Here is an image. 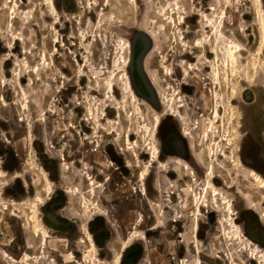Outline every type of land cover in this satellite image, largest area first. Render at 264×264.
I'll use <instances>...</instances> for the list:
<instances>
[{
	"label": "rangeland",
	"instance_id": "374dc122",
	"mask_svg": "<svg viewBox=\"0 0 264 264\" xmlns=\"http://www.w3.org/2000/svg\"><path fill=\"white\" fill-rule=\"evenodd\" d=\"M7 2L0 0V250L22 257V264H50V260L59 262L48 248L55 242L66 246L62 250L74 253L79 261L81 246H86L80 245L85 238L81 228L86 225L98 255L109 264L119 254L120 264H183L184 260L187 264H264V259L255 260L252 255L264 253V192L248 175L217 158L218 185L233 200V218L244 237L243 241L234 237L223 206L217 211L209 206L198 216V249L195 198L192 193H181L190 184L189 178L177 181L158 165L157 193L152 188L155 170L150 169L147 200L142 196L144 185L137 167L141 166L140 172L146 169L151 137L140 127L146 123L155 128L158 122L160 149L176 157L178 147V157L187 160L201 178L203 170L189 156L180 133H191L203 162L209 163L207 128L213 124L210 135L216 133L224 143L221 150H226L225 142L232 137L230 102L235 99L237 112L243 115L245 164L264 177V77L261 88L244 92L238 87L233 97L224 77L214 78L212 84L201 63H196L201 71L186 65H195L187 54L202 50L195 40L217 43L215 28L222 20L225 28L221 32L256 54L261 31L252 0H182L181 11L171 0H154L147 11L141 0L139 8L128 0H58L57 13L45 0H12V6L18 4L16 12V7L10 12L5 8ZM183 11L190 16L185 25L180 22ZM16 37L21 42L16 43ZM117 37L129 41L133 51L137 43L142 56L136 62L138 69L147 53L142 70L150 87L154 84L158 89L153 105L134 90L133 62L128 60L126 65L120 58L126 43ZM139 74L140 90L136 89L143 93L144 76ZM255 76L246 88L254 85ZM110 81H114L115 93L109 89ZM128 86L137 101L127 92ZM172 101L176 108L185 106L181 110L185 119L167 116ZM213 110L221 111L219 118ZM202 115L209 123L201 122L200 128L205 123L206 129L193 130V121ZM127 137L139 144V159L128 150ZM168 143L172 153L166 151ZM166 159L162 156L161 163ZM89 177L102 185L94 196L89 195ZM47 181L53 182L49 197ZM170 181L175 188L167 185ZM76 189L79 193L74 195ZM39 196L44 199L41 217L50 235L45 248L29 222ZM84 198L109 217L85 220L82 206L91 205H85ZM156 204L163 207L162 215ZM135 232L145 234L146 240H134L122 252L123 242ZM42 254L47 259L39 263L23 262L24 255L37 259ZM6 263L0 255V264Z\"/></svg>",
	"mask_w": 264,
	"mask_h": 264
},
{
	"label": "flooded vegetation",
	"instance_id": "af4514ba",
	"mask_svg": "<svg viewBox=\"0 0 264 264\" xmlns=\"http://www.w3.org/2000/svg\"><path fill=\"white\" fill-rule=\"evenodd\" d=\"M9 1L10 2H7V4L5 5V8L6 9H9V12H10L12 9H14V7H16V9H14V12H16V10H18V4L16 3V4H14L12 6V0H9ZM57 1L58 0H55V9H54L56 11V13L58 12L57 11ZM128 1L135 8H139L140 3L138 2V0H128ZM153 1L154 0H141V2H143L142 3V6H144V10L145 11L148 10L150 3L153 2ZM181 14L183 15V18H185V21L183 23L185 25V24H187V19H189L190 16L186 13V11L181 12ZM223 28H225V25L222 26V29ZM199 31L202 32V29H199ZM203 32L204 33H207L205 30ZM232 36H234V35H232ZM225 37H226L227 40L229 39V40L236 41L235 38L231 39V38H228L226 35H225ZM16 38L19 39L18 37H16ZM16 38H15V40H16ZM117 39H119V41L121 43H126V46H125L126 52H127V47L128 46L131 47L130 48L131 57H130L129 62H130V64H131V62H133V65H132V80H133L134 85L136 86V88L138 90H140L139 89V84H138L139 83L138 78L140 76L139 72H141V67H140V64H139V69H138V64L136 62L142 56L140 55V51L138 50L137 43L134 45V51H133V48H132L131 43L129 41L125 42L126 40L122 39L121 37H117ZM198 41L195 40V42H194V44L196 46L198 44ZM224 41H226V40L218 39L217 43L214 44V43H212L211 39H207V40L205 39L204 41H202L203 44L201 46L202 50L200 49L201 50L200 54L189 53V54L186 55V56L191 57V59L194 60L195 65L192 64V63L186 64V65H189V68L191 67L190 70L201 71L196 66V63H198V64L201 63L202 66H203V70H204L203 73H205L206 70L208 71L207 76L209 77L208 79H209V81L212 84L214 83V81H213L214 78L216 80H218L216 78V75H217L218 72H220V79L223 78V77L226 79V81L229 84L230 93L233 94V97H235V91L237 90L238 87L243 88L244 89V92L246 90H248V89H251L252 87H259V88H261L262 87V83H263V80L261 78L264 77V63H263L264 62V54H262V57H261L262 60H263V62L261 64L257 63V65H256V62H255V56H256V54H251L249 52V50L245 48L246 49L245 50V53L242 54V58L240 59L241 66H239L236 70L235 69H232V68L226 69L224 67L225 59H224V56L222 55V49H223V42ZM149 42H150V40H149ZM182 42H183V39H182ZM16 43H18V42L16 41ZM150 44L152 46V43L151 42H150ZM214 47H215V49H214ZM9 49H14V48L11 47V45H10L9 46ZM146 54L141 59L140 63L145 61ZM5 60L8 61L9 59H5ZM248 74L251 77L250 82L247 80ZM255 74H257L256 75L257 76V79L255 80L254 85H249V87L246 88L245 85H248V84H250L252 82ZM188 75H190V74H188ZM256 76H255V78H256ZM197 83L200 84V82H198V81H197ZM203 89L205 91L206 90H209V88H207L205 86H203ZM152 90H153V88H152ZM154 94H155V92H154ZM234 100L235 99H232L231 102H230V107H231L230 111H231V113H230V121H229V124L232 127V129H231L232 130V134H231L232 137H228L229 138L228 141L225 139V141H227V142H225L226 143L225 145L227 146L225 148L226 150H221V147H222V145L224 146V143L220 140V137L218 135L215 137V134L216 133H213V135H211V137H206L207 139H205V143L207 145V154H208L207 155V158L209 160V163L205 164L203 162L202 153L199 152L196 149V146L194 144V137H191L192 136L191 133H189V132L187 133L186 131L184 132V130L180 133V134H182L184 136L182 138L187 143V150H188L189 156L203 170V175H202L201 178H199L197 176L196 172L194 171V169L192 168V166L190 165V163L187 160H184V159L178 157L181 154L180 153L181 150L178 147H176V149H177L176 151H177V155H178L176 157L169 156V154H165V149H162V150L160 149V143L158 142V134H159V126H160L161 123L157 126L156 133H155V137H149L150 143H149V146L147 147L148 155H149V161L146 164H144L145 165L144 167H146L148 169V175H147V178H146V180L144 182L141 181V178H140L141 177V174H142V172H140L141 166L140 165L137 166L139 168V173H138L139 182L144 185V187L142 188V196L145 199L149 200V198H150V193H149L148 188H147V185H146V182L148 180V177L150 176V169H154L155 170L154 178H153V183H152V188H153V190L157 191V193L160 192V191H158V188L156 186V175H157L158 163H161L162 162V156L167 157V159L164 161V165H165V168H164L165 175L173 174V175L176 176L177 181H181V180H183L185 178H189L190 184L187 185L181 191V193L184 194V195H188L186 193V191L188 189H190V188H191V190L194 189L193 190L194 193H192V194H193V196L195 198V204L196 203L203 204L206 201L205 194H204L203 191H204V188H206L208 186V183H209L208 176L211 174L212 171H213L212 172V174H213L212 175V180H211L212 184L216 188H218L220 191L222 189L225 190L224 188H222V186H219L218 185L219 184L218 181H217L218 176L216 174V171H217L216 169L218 167L220 168V162H219V160L217 158L219 157V158H221L224 161V159H223V155L224 154H226V155H228L230 157H234L235 156L236 159H238L242 163V165L244 166V168L246 170H248V171H255L256 173H258L260 175L259 172H257L256 170H254L252 168H248L246 166V164H245L244 154H243V151L241 149V139L243 138V134L241 132V127H242L241 119H242V116L243 115H240V120H238L236 118H233L234 115L238 113L237 112V108L235 107ZM216 111H218V114H219V117H220L221 111H219V110H213V111H211V113L214 116H216L215 115V112ZM182 114H183V112H182ZM167 116L168 117H172V116L173 117H178L177 115H174L173 113H169ZM181 119H185V118H182L181 117ZM203 121L208 125L209 122H207V120L205 119V117L203 115L200 116V118L198 119V121H193V124H194L193 125V130L202 129V131H204V129H206V124L205 123H202V127L200 128V123L203 122ZM197 125H199V126L197 127ZM189 130H191V129H189ZM186 136H190V137H186ZM128 140H130V142L132 144H134V145H135V143H137V142H132L131 137H127V143H128ZM168 141H170V140H168ZM168 145H169V143H168ZM138 146H139V144L137 145V148H138ZM169 147H170V145L167 146L166 151H168V152L170 151L172 153V150L169 149ZM137 148L135 147V150H133V151L135 152V155L134 156L139 159L138 154H137V151H136ZM154 148H158L159 154L157 155V159L155 160V162L152 163L153 156H154V154H153L154 153V150L153 151H151V150L154 149ZM179 161H182L183 163L187 164V166H189V168L191 169L192 173L195 175L196 179H194L193 176H191L189 174H184L182 172V169H180V167L177 165ZM212 162H213V166L212 165L210 166V163H212ZM260 176H262V175H260ZM92 180H93V182L95 184H97L93 178H92ZM86 181L89 184V188H90L89 195H90L91 194V190H92L91 181L89 180V178H87ZM106 181H108V180H106ZM167 185L170 188H175V186H176V184L173 181L168 182ZM45 186H47L48 189L51 190L50 193H48V197H49V196H51V194L53 192V182L48 181V182L45 183ZM196 188L199 189V192L196 190ZM77 190L78 189H76V192H77ZM78 193H79V191L77 192V194ZM74 195H76V193H74ZM170 195H171V193H169L168 195H165L166 200H168L167 198H169ZM91 196H92V194H91ZM88 201L91 204V208L89 206L85 208V206L83 205L82 208H84L85 211H81L82 212L81 215L83 216V218H85V220H87L89 222H92L94 220L93 218L98 217V215L101 216V217H105V218L109 217L108 213L105 210H102L101 208H97V207L94 208L95 206H93L92 204L95 203V202H91V200H88ZM92 201H94V200L92 199ZM43 205H44V199H43V202L41 204H39V206H38V218H39V222H40L43 230L45 232H47L48 235H49V231L46 228V226L44 225L43 220H42V217H41V207ZM209 206H212L213 207V205L211 203L209 205H207V207H209ZM207 207H203L202 209L207 208ZM86 209H87V211H86ZM202 209H201V213H202ZM195 210H196V208H195ZM215 211H217V210L215 209ZM201 213L199 214V216L201 215ZM196 214H197V212H196ZM234 214H235V209H234ZM197 219H199L198 216L196 217V220ZM234 221H235V219H234ZM196 228H197V231H196V234H197L196 235V239H197V241H199V239H198L199 223L198 222H197V227ZM81 231H82L85 239H86L85 233H88L90 235V237L92 238V240L94 241V239H93L92 235L90 234L89 229H88V227L86 225H82ZM134 234L140 235L141 237L140 238H137V239H133V235ZM134 234L132 236H130L127 239V241H124L123 242L122 252L124 250L128 249L132 245V242L134 240H138V239L139 240H142V241H145L146 240V235L143 234L142 232H135ZM39 237L41 238V244H42V234ZM49 237H50V235H49ZM131 239H132V241L130 242ZM94 243H95V241H94ZM124 244L127 245L125 248H124ZM47 247H48V245H47ZM65 247L66 246L60 245V244L58 245L55 242L54 243H51L50 244V247H48L49 250H51L52 252L56 253L57 254V257L59 258V262L56 261L55 264H82L83 255H84V252H85L84 247L81 246V248H83V249H82L81 252H79V253H81V259L79 261H78V259H77V257L75 256L74 253H72V252H66L65 253L62 250ZM87 247H88V244L86 245V248ZM95 247H96V244H95ZM70 254H73L75 256V259H70ZM96 255H97V258L99 259V261L103 262L104 264H109V261H104V260H102L100 258L101 256L98 255L97 247H96ZM42 256H43V254H42ZM23 257H25V255ZM41 257H39L40 260H38L37 263H39V262L42 261L41 260ZM14 258L15 259H19L17 261H19L20 264H22V261H20L22 259V257L21 258L14 257ZM52 261L53 260H50V264H53ZM182 263L184 264V262H182ZM6 264H10V263L8 262Z\"/></svg>",
	"mask_w": 264,
	"mask_h": 264
},
{
	"label": "bare ground",
	"instance_id": "6f19581e",
	"mask_svg": "<svg viewBox=\"0 0 264 264\" xmlns=\"http://www.w3.org/2000/svg\"><path fill=\"white\" fill-rule=\"evenodd\" d=\"M45 1H46V4L53 11H55L54 10L55 9V0H45ZM180 1H182V0H171V2H174L175 3L176 10H178V11H181ZM109 5H110V3L107 6H109ZM252 5H253V7L256 10V18L259 21V29L261 31L260 47H259V49H258V51L256 53V56H255V62H256V65H257V63L261 64L263 62V60H262L261 57H262V54H263V51H264V0H252ZM212 11H215V9H212ZM225 15H226V13H224V16ZM224 16H223L222 19H224ZM180 20H181L180 21L181 24H183L184 21H185V18H183V15L180 18ZM223 23L224 22L222 20L220 22V24L218 25V28H215L214 27L215 28V31H216V32L215 31L214 32H215V34L217 36V39L220 38L221 40H226V41L223 42V49H222V55L224 56V59H225L224 67L226 69L232 68V69H235L236 70L239 66H241L240 59L242 58L243 51H245L246 49L241 44H239L237 41L229 40V39L227 40L226 39V37L223 34V32H221ZM182 39H183V43H186V41L184 40L183 36H182ZM21 40L22 39H20V38L19 39L16 38V41L17 42H21ZM202 44H203L202 41H198L197 47H201ZM130 48L131 47L128 46L127 47V52H125L124 54L122 53L123 55L120 57L126 65H127V61L130 60V57H131ZM214 49H215V47H214ZM116 65H117V63H115V66ZM140 67H141V73L143 74L142 62L140 63ZM113 76H115V74H113ZM216 78L218 80L220 79V72L217 73ZM247 80L249 82L251 80V77H250L249 74H248ZM146 81H147V79H146ZM147 83H148V81H147ZM108 86H109L110 91L112 93L113 92L115 93V84H114V81H110L108 83ZM149 87H150V85H149ZM152 87H153V90L150 87L151 90L154 91L155 94H157L158 93L157 87L154 84L152 85ZM127 92L132 95L134 101H137L138 98L135 95V93L133 92V89H132L131 86H128ZM235 93H236V91H235ZM207 97H209V96H207ZM179 103H182V102L180 101ZM175 106L176 105L173 103V101L172 102H168V105H167V108H168L167 109V113L168 114L169 113H173V114H175L177 116H180V117L184 118L181 110L185 106L180 105L177 108ZM121 110H122V106H119L118 109H117L118 116L121 115V113H120ZM91 113H92V111H91ZM215 115H216L215 116L216 118H219L218 111L215 112ZM90 116H91V114H90ZM233 118H236V119L240 120V113L238 112L237 114H235ZM99 123L100 122H99V118H98L97 119V124H99ZM210 125H211V127H210ZM210 125L207 128V132L205 134V135H207V137H211L210 133L212 132V130L210 128L213 127V124H210ZM157 126H158V122L155 123V128H152L149 124H146L145 123L144 125H142L140 127V130H141L142 133H146L147 132V133H149L151 135V137H155V133H156ZM137 145H138L137 143H135V145H134V144H132L130 142V140H128V147H129L128 149L129 150H135V147L137 148ZM153 150H154V153H153L154 156H153L152 163L155 162V160L157 159V155L159 154L158 148H154L151 151H153ZM223 159H224V162H230V163H232L233 164V167H234V169L236 171H239V172H241V173H243L245 175H248L249 178H251V180L253 181V183L256 185V187L259 188L260 190H262L264 192V178L262 176H260L255 171H248V170H246L244 168V166L242 165V163L238 159H236L235 156L234 157H230V156L224 154L223 155ZM158 165H159V168H161V169L165 167V165L162 164V163H158ZM177 165L180 167V169H182V172L184 174H189V175L193 176L194 179H196L195 175L192 173L191 169L189 168V166H187V164L183 163L182 161H179ZM211 165L213 166V162L210 163V166ZM212 172L208 176V179H209L208 186L206 188H204V191H203L204 194H205L206 201L203 204H200V203L194 204V206H195V208L197 210L196 211L197 214H195V217L194 218L196 219V217L199 216V214L201 213V209L203 207H207V205H209L210 203L213 205V208L216 209V210H218L221 206H223L224 207V210H225V213L226 214H229V220L228 221H229V225H231L232 226V229H234V234H233L234 237H239V239L243 241V238H242V237H244L243 236V232H242L241 228L235 223L234 218H233L234 215H235L234 214V202L231 199H229L226 195L222 194L221 191L212 184V182H211L212 175H213ZM2 175L3 174L0 171V179L2 178ZM147 175H148V169L146 168L142 172V174H141V177H140L141 180L142 181H145L146 178H147ZM89 180L91 181V186H92L91 194H92V196H94L95 190L98 189L102 185L95 184L93 182V180H92L91 177H89ZM47 190L50 193L51 190L48 189V188H47ZM193 190L194 189L191 190V188H190V189H188L186 191V193L188 195H189V193L190 194L191 193H194ZM78 191H79V189L77 190V192ZM77 192H76V194H77ZM84 200L86 201L85 205L88 204L89 201L86 198H84ZM42 202H43V199H42V197L39 196L38 199H37L38 205L37 204L34 205L33 208L31 209V215L29 217V222L32 224L33 233L36 236H40L42 234V244H41V247L42 248H45L48 245L47 239L49 238V235H48L47 232H45L43 230V228H42V226H41V224L39 222V218H38V206ZM92 205L95 206V207H97V208H99V206L96 205V203H93ZM156 208L160 209L161 215H162V213H164L163 207H161L160 205L156 204ZM196 221L199 222V219H197ZM85 235H86V239L84 238V241L81 240V242H80L81 245L82 244L83 245H87L88 244V247L87 248H86V246H83L84 249H85V252H84V255H83L82 264H104L103 262L99 261V259L97 258V255H96V247H95L94 241L92 240V238L90 237V235L88 233H85ZM140 237L141 236L140 235H137V234H134L133 235V239H137V238H140ZM131 241H132V239L130 240V242ZM126 246L127 245L124 244V248ZM249 246L251 247V244ZM198 249H199V242H198ZM0 255L3 257V259H5L6 261H8L10 264H20L19 261H17L11 254H9L6 251H1L0 250ZM252 255H253V258L255 260L264 259V253L263 252L261 253L260 257H258L257 255H254V254H252ZM254 256H256V257H254ZM45 258L47 259V257H45V254H43V256L41 257V260H43ZM70 259H75V256L73 254H70ZM32 260H36V262H37L40 259L39 258H37V259L36 258H31L28 255H25V257L23 258V262L24 263L25 262L28 263V262H30ZM120 260H121V254H119L117 256L114 264H120ZM183 262H184V264H187V261L186 260H184ZM52 263L55 264V261L53 260ZM198 264H203V263L201 261H199Z\"/></svg>",
	"mask_w": 264,
	"mask_h": 264
},
{
	"label": "water",
	"instance_id": "95a60500",
	"mask_svg": "<svg viewBox=\"0 0 264 264\" xmlns=\"http://www.w3.org/2000/svg\"><path fill=\"white\" fill-rule=\"evenodd\" d=\"M142 82H143V85L145 87L146 92H143V93L142 92H138V90L134 86L133 81H132V86H133L134 90L136 91V93H137V95L139 97L145 99L148 103L153 105V103H155L156 97H155L153 91L151 90V88L149 87V84L147 83L145 77L142 78ZM258 239H259V237H258Z\"/></svg>",
	"mask_w": 264,
	"mask_h": 264
}]
</instances>
